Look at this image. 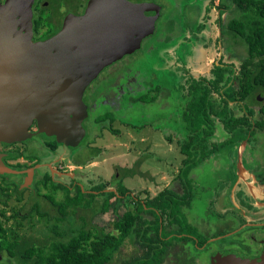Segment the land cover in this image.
Instances as JSON below:
<instances>
[{
	"label": "rangeland",
	"instance_id": "rangeland-1",
	"mask_svg": "<svg viewBox=\"0 0 264 264\" xmlns=\"http://www.w3.org/2000/svg\"><path fill=\"white\" fill-rule=\"evenodd\" d=\"M143 1L156 2L161 6L155 32L143 39L140 49L104 68L90 85L96 93V118L107 112L112 120L96 121L91 141V146L96 148V156H89L88 162L81 167H75L72 160L66 159L64 166L71 174L76 175L78 171L85 189L103 184L106 190H114L122 184L128 189L127 195L130 191L139 199L153 197L167 184L174 186L178 182L177 176L170 183L169 179L162 177L176 173L182 163L178 141H169L167 136L171 135L173 139L176 135L181 141L187 133L181 117L186 101L183 88L186 78L209 76L211 68L221 58L225 63L233 62L238 69L246 56L245 44L231 39L226 31L228 16L224 12L218 14L216 6L220 0ZM66 3L70 8L75 5L74 2ZM221 24L224 31H221ZM222 135V129L216 126L214 141H221ZM86 137L82 146L86 144ZM36 142L28 143L29 150H37ZM252 147V154L259 160L258 167L264 168V135L259 133L256 141L224 147L191 170L189 175L196 197L190 206H186L189 207L187 219L195 227L189 230L190 237L196 236L199 240L208 238L209 242L211 236L226 232L224 228L227 224L234 226L233 219L221 220L216 212L232 208L247 222H264V176L258 177L254 173L256 167L247 169L243 163L244 156L252 157ZM13 148L0 144V149L4 151ZM91 152L82 148L76 158L81 159ZM236 175L237 180L234 181ZM181 192L182 188H179L178 193ZM32 193L29 195L34 204L36 196L33 195L35 192ZM27 197L28 191L22 200L12 195L5 207L0 205V209L5 208L6 211L5 218H2L4 227L14 229L18 235L38 239L53 236L50 231L53 222L48 223L45 216L34 213L30 219L14 217L18 210L22 209L24 215L29 209L31 202L24 205ZM132 197L125 196L126 205L119 206L120 214L130 208ZM96 199L99 205L102 197L98 195ZM110 202L114 204L115 198L112 197ZM249 203H255L258 210L246 208ZM112 214L111 208L104 214H96V225L108 227L115 217ZM75 221L74 216H70L62 222L60 229L65 233L64 240L76 233L80 223ZM179 246L189 248L193 264H207L205 253L209 247L198 250L192 238H186ZM134 251L133 243L126 241L117 254L115 264L132 256ZM165 260L164 264L177 262L172 256ZM3 263L0 260V264Z\"/></svg>",
	"mask_w": 264,
	"mask_h": 264
},
{
	"label": "trees",
	"instance_id": "trees-1",
	"mask_svg": "<svg viewBox=\"0 0 264 264\" xmlns=\"http://www.w3.org/2000/svg\"><path fill=\"white\" fill-rule=\"evenodd\" d=\"M216 7L219 10L233 7L225 24L226 31L231 39L245 44L246 56L238 69L219 59L209 76H188L184 82L186 101L181 117L187 133L179 141L182 163L177 174L182 192L165 187L153 197L141 200L132 197V206L120 214L118 209L126 205L124 195L128 189L118 184L115 191L104 190L105 185L97 184L96 196L102 200L96 204V214H104L113 207L114 219L108 227L85 221L75 234L64 240L59 222L76 206L89 205L91 200L86 196L94 195L78 188L75 198L68 196L57 201L51 195L56 189L47 190L44 197L58 207L50 228L53 236L38 239L18 235L14 229L0 225L3 264H115L126 241L133 243L134 254L118 264H160L173 238H192L189 230H194V226L187 223L184 227L187 222L184 211L196 197L191 170L224 147L239 146L244 141L251 143L259 133L264 135V0H220ZM220 28L224 31L222 24ZM106 119L112 121L107 112L96 121ZM216 126L223 131L219 142L214 141ZM254 147L250 148L251 154ZM249 166L255 168L250 163L246 165ZM256 172L264 173V168L257 167ZM112 197L114 204L110 202ZM37 213L46 214L43 210ZM169 226L174 228L166 229Z\"/></svg>",
	"mask_w": 264,
	"mask_h": 264
},
{
	"label": "water",
	"instance_id": "water-1",
	"mask_svg": "<svg viewBox=\"0 0 264 264\" xmlns=\"http://www.w3.org/2000/svg\"><path fill=\"white\" fill-rule=\"evenodd\" d=\"M32 3H0V142L31 137L35 121L37 133L75 147L85 135V89L105 67L140 49L155 32L161 6L88 0L82 14L67 15L56 33L34 41ZM14 172L0 159V173ZM212 264H264V254L219 252Z\"/></svg>",
	"mask_w": 264,
	"mask_h": 264
},
{
	"label": "flooded vegetation",
	"instance_id": "flooded-vegetation-1",
	"mask_svg": "<svg viewBox=\"0 0 264 264\" xmlns=\"http://www.w3.org/2000/svg\"><path fill=\"white\" fill-rule=\"evenodd\" d=\"M130 1L143 2V0ZM4 2L5 0H0L1 4ZM66 2H74L75 5L73 8H70L67 6ZM87 2L88 0H33L32 39L34 41L43 40L56 33L61 28L64 18L69 14H82L85 10ZM232 9L233 7L221 8V10H218V14L224 12L229 18L232 15ZM102 72L103 70L101 73ZM94 80L84 91L83 101L87 105L88 117H86L82 122V125L85 129V135L77 146H68L64 143L58 142L55 136L46 135L45 133H37V125L35 121H33L32 125L29 127V131L32 133L31 137L11 143L0 142L2 146L14 147L12 150L4 151L0 149V159L6 166L16 171L14 173H0V205L5 207L12 195L18 198V200H22L26 191H28V197L25 200L24 205L31 202L29 209L24 215L21 212L22 209H20L13 214L14 217L19 216L20 218L30 219L34 213H37L39 210H43V213L46 212V214L41 216L47 217L49 220L48 223L51 224V222H54L53 217L55 216V213L58 212V207L55 204L52 205L49 200L44 197V194L47 192V190L55 188L56 191L51 195L55 200L63 201L65 198H68V196L70 198H75L79 188L86 194L94 195L93 197L86 196V199L89 201L91 200V202L86 206H76L70 211V213L66 215L62 221L59 222V225H62L64 220L67 221L70 216H74V219L80 223L79 226L88 220L90 221L89 225H96L95 204L96 194H99V190H96V185H91L88 189H85L83 187L82 180L80 179L82 177L78 175L77 170H75L77 171L76 176L75 174H71L68 170L64 169V166L67 162L66 159L72 160V162L75 164V167H81L86 162H88L90 159L88 158L89 156H96L94 155L96 148L91 146V141L95 135L93 133V129L96 126V93L90 86ZM89 132H91L93 135H90ZM87 134H89L88 138L86 137ZM85 137L87 138L86 144L82 146L81 143ZM31 141H37L35 143L37 144V150L36 148L35 150H29L28 143ZM82 148L90 149L92 152L86 155V157L77 159V152L81 151ZM61 152L64 153L60 155L59 153ZM36 155L38 157H36ZM251 155L252 157L244 156L245 158L243 163L245 165L250 163L257 168V161L259 160L255 155ZM48 157L50 158L49 160H47ZM247 169H250V166L247 167ZM254 173L258 177L264 176V173L259 174L256 171H254ZM235 180H237V175L235 176L234 181ZM37 190L38 194L36 195ZM115 190L116 189L113 191ZM32 192L35 193L33 194ZM127 192L124 196H127ZM31 193L36 196L34 204L31 200L32 197L29 195ZM65 194L66 196H64ZM131 194L132 193L129 191V196L139 199L137 196ZM43 204L48 205L49 207L45 208ZM262 206L264 207L263 203ZM245 207L252 210H258V207L255 205V203L246 204ZM112 208L111 212L113 213ZM188 209L189 207L184 211L185 215ZM225 211L226 212L218 211L216 212V215L221 220L225 219L229 221V219H233L234 226L227 224L224 228L226 229V232H220L217 235L211 236V240L209 242L207 241L208 238L199 240L196 237H192L193 244L197 246L198 250H206L209 247V251L205 253L207 264H212L213 256L219 252L233 251L243 253L252 259L261 258V256L264 254V222H247L243 218L242 214L234 211V208ZM5 213V208L0 209V225L3 227L5 225L2 223V218H5ZM112 215L115 216L114 213ZM6 217L10 218V216ZM186 220L187 223H189L187 216ZM173 228L174 227L169 226L166 229ZM200 241H203V243H200ZM182 242L183 240L181 239L173 238L171 244L168 247V253L165 255L160 264H164L166 262L165 259L169 256H172L173 259L177 260V262L174 261V264H193V262L190 261L192 254L190 253L189 248H185L186 245L181 247L179 246L182 244ZM209 243L211 244L208 245ZM170 251L172 253H170ZM180 256L183 257L180 258Z\"/></svg>",
	"mask_w": 264,
	"mask_h": 264
},
{
	"label": "crops",
	"instance_id": "crops-1",
	"mask_svg": "<svg viewBox=\"0 0 264 264\" xmlns=\"http://www.w3.org/2000/svg\"><path fill=\"white\" fill-rule=\"evenodd\" d=\"M235 66V65H234ZM236 68V67H235ZM168 137V139H169V141H172V140H177L178 141V143H179V139L177 138V136L175 135H173V139L171 138V135H169V136H167ZM182 156V155H181ZM210 157H213V154L210 156ZM206 159H208V158H206ZM205 159V160H206ZM181 160H182V158H181ZM204 160V161H205ZM204 161L202 162V163H204ZM179 169V168H178ZM177 174H178V171L176 172V173H170V174H166V175H164L162 178H167V179H169V183L172 181L171 179H174L175 178V176H177ZM176 179H177V177H176ZM168 185V186H167ZM166 186L167 187H169V188H171V189H175L176 190V192H178V189L179 188H181V185H180V182H179V180H178V182L177 183H175L174 184V186H170L169 184H167ZM165 188V187H164ZM181 190V189H180Z\"/></svg>",
	"mask_w": 264,
	"mask_h": 264
}]
</instances>
